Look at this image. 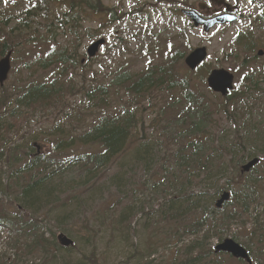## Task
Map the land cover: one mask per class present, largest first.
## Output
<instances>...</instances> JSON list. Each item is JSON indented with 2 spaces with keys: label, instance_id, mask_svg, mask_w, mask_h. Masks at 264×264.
Wrapping results in <instances>:
<instances>
[{
  "label": "rangeland",
  "instance_id": "rangeland-1",
  "mask_svg": "<svg viewBox=\"0 0 264 264\" xmlns=\"http://www.w3.org/2000/svg\"><path fill=\"white\" fill-rule=\"evenodd\" d=\"M203 1L100 0L109 13L79 9L77 13H71L76 22L68 23L65 13L70 0H3L0 4V41L6 38L7 45L13 46V53L11 70L0 88V95L13 97L25 83L34 80L50 83L57 78L58 82L65 83L66 79L75 86L84 85V88L108 84L111 77L124 71L140 74L153 65L158 67L172 57H178V53L184 55L190 49L204 46L207 57L198 71L186 73L183 58L176 60L173 69L179 77L189 78L191 91L204 100L200 104L210 115L206 128L213 134L212 146L220 142H235L237 135L243 132V122L250 118L259 120L249 110L256 100L262 101L264 119V53L261 56L257 54L264 51V30L248 33L236 56L235 35L247 30L244 26L248 19L204 33L175 10L178 5L197 6ZM263 3L264 0L252 5L250 0H242L240 10L250 15L259 10V5L262 9ZM60 19L62 22H58ZM71 25L76 26L73 28ZM7 32L10 33L5 36ZM99 37L106 39L104 46L93 58L82 61L86 57V47ZM248 41H255L251 51H246ZM72 51L77 52V63H54L59 54L66 55ZM243 60L247 63L242 64ZM213 68H224L234 74L235 92L229 99H223L208 89L206 76ZM252 70L256 72L262 93L245 94L241 100H236V93L239 95L244 91V82ZM109 94L114 108H119L122 102L134 105L121 89L109 87ZM135 102L140 112L137 135L146 132L150 137L163 139L161 124L174 119L185 98L177 90H153ZM9 103H0V128L3 126L0 131L2 136L4 133L2 141L5 143L4 150H0V154L4 153L0 158V182L2 178L5 181L0 187L4 201L1 214H5L6 220L13 225L14 220L21 223L28 218L25 211L17 212L23 184L19 182L16 185L11 173L22 168L34 155H48L54 163L52 169L47 170L46 180L55 183L67 200L63 208L54 210L48 220H42V223H50L40 227L37 233H44V238L51 240L48 229L55 231V239L62 231L73 245L68 247L71 252L65 249L56 251V257L52 253L45 255L40 247L39 252L28 255L22 243L18 239L12 241V236L7 234L0 238L1 261L6 264H13L14 260L18 264H63L64 261L65 264H172L186 258L187 246L196 239L191 233L192 223H197L199 212L205 210L210 202L214 204L224 190L232 196L218 210L223 215L229 211L237 212L238 217L226 219V225L213 229L212 239L207 245L213 247L220 242V237H232L250 248L252 261L264 260V255L259 253L261 247H258L259 234L264 235V226L252 231L260 221L255 219L256 215L264 209V157H261L256 171L248 172L256 181L244 175L232 179L202 178L189 184L191 188L186 194L178 196L181 187L188 183L185 177L189 172L197 173L192 170V165L170 167L166 187L154 188L147 168L129 165L134 158L132 151L135 145H129L124 153L100 171L84 163L74 166L66 163L70 156L93 153L98 147L74 144L72 148H56L55 143L103 116V112L93 109L91 104L89 109L85 108L82 97L75 90L64 102H55L48 110L13 109L15 105ZM164 104L166 106L161 108ZM183 130L179 128L175 132ZM180 133L166 141L162 159L173 150ZM33 143L39 146L38 150ZM27 144L33 149H29ZM253 144L254 140L248 139L241 146L250 150ZM248 159L245 158L240 166ZM117 161L123 166L119 167ZM56 163L57 167H54ZM51 170L56 173L51 175ZM200 176L207 177L208 173L200 170ZM242 190L245 194L253 195L254 192L257 195L256 201L245 212L241 206ZM197 193L203 194L198 198ZM64 212H68L69 217L71 215V227H54L57 223H64L65 220L60 218ZM55 215L56 221L53 220ZM205 216L207 218V212L202 217ZM34 219L37 220L34 217V222ZM261 223L264 224L263 221ZM13 244L17 245L13 248ZM19 247L23 254L17 257L15 252L18 253ZM207 247L202 251L207 253ZM219 254L218 259L223 264H247L228 253Z\"/></svg>",
  "mask_w": 264,
  "mask_h": 264
},
{
  "label": "trees",
  "instance_id": "trees-1",
  "mask_svg": "<svg viewBox=\"0 0 264 264\" xmlns=\"http://www.w3.org/2000/svg\"><path fill=\"white\" fill-rule=\"evenodd\" d=\"M68 5V11L65 13V16L68 15V23L76 22V19L72 17L71 13H77L79 9H89L90 11L102 14L109 13L108 8L102 7L100 0H70V4L68 3ZM103 8L104 10H102ZM58 22H62L61 19L58 20ZM259 22L260 26H263L264 18L260 17ZM71 26L75 27L76 25ZM9 33L7 32L5 36ZM19 33H22V31ZM246 38V33H240L235 36L234 42L237 44L235 51L238 52L235 54L236 56L239 55V51H241ZM254 42L255 41H248L246 44L248 47L246 51L252 50L250 48L254 46ZM9 49H13V46L7 45L6 38L0 41V55L4 54ZM76 53V51H72L66 55L63 53L59 54L54 61L73 65L77 63ZM177 56L178 57H172L168 62L158 67L153 65L140 74L124 71L121 74L111 77L108 84H96L97 86L90 85L88 88H84V85L79 87L75 86L66 79L65 83L58 82L57 78L50 83H43V81L36 80L29 81L25 83L22 89L13 97L0 95V103H2L1 105H5L7 101H10L9 105H15L13 109L15 107H24L28 110L35 108L48 110L55 102L60 100L64 102L66 97L75 90L77 94L79 93L82 97L84 106L87 109L90 108L89 105L91 104L93 109L96 108L101 113L103 112L101 118L91 121L86 128L55 143L56 148H72L74 144L82 146L98 145L103 148V152L101 153H90L71 158L68 163L69 166L84 163L100 171L112 158H116L124 153L129 145H135L132 151L134 158L129 165L147 168L149 170L150 182H153L154 188L156 186H159V189L166 187V184L169 182L168 169L170 167L185 164L192 165V170L197 171V173L194 174L192 171L189 172L188 176L185 177L188 183L181 187L178 196L186 194L191 188L189 184H193L198 179L202 178L217 177L218 179H232L239 178L242 175L253 178V174L241 173L240 164L243 163L244 159L247 157L249 159L254 158V156L264 157V119H262V101L256 100L252 107L249 108L252 115H257L259 118L258 121H253L250 118V120L243 122V132L237 135L235 142H220L213 147L211 144V141H213V134L206 128L210 119L209 112L206 107L200 104V101L204 100L200 98L199 95H193L189 78L179 77L177 72L174 71V63L176 60H181L184 55L178 53ZM245 63H247V61L243 60L242 64ZM185 71L188 73L187 70ZM256 77V72L254 70L250 71V76H248L244 82V91L239 95L238 92L236 93L237 95L234 97L236 100H241V96L245 94L257 95L262 93L261 86L259 82L256 81ZM109 87L121 89L126 93L127 100L133 101L134 105H128L126 102H122L119 108H114L109 94ZM153 90H164L167 92L177 90L182 92L185 98L184 104L181 106V109L177 112L174 119L165 122L164 125L161 124L160 131L164 133L162 136L163 139L150 137L146 132L137 135V132H139L138 124L140 112L136 109L137 105L135 100L141 99L144 93ZM234 92L235 88L230 91L227 96L223 97V99H229ZM80 102L79 100L78 103ZM165 106L166 104L161 108ZM2 128L3 126L0 130ZM179 128H184V130L181 131V133L180 131L175 132V130ZM179 133V138L174 142L175 147L173 150L166 153L167 157H165V159H162L164 157L163 153L166 141L169 142L170 139H173V136ZM249 133L251 135H249ZM3 138L4 133L2 136V132L0 131V150H4L5 143L2 141ZM248 139L254 140L253 147L250 150H246L241 146L242 143L246 142ZM26 146L29 149H33V146L30 144ZM26 153L29 154V151ZM2 156H4V153L0 154V158ZM117 162L119 167L123 166L120 161ZM17 163L19 164V162ZM53 163L54 159L48 155H34L30 161L24 163L22 168L12 171L11 175L14 174L12 177L16 179L14 183L16 185L19 182L23 184L20 198L18 199L17 207L19 210H17V212L20 214L25 211L28 218H25L21 223L14 220V225L8 222L6 220V215L4 214L2 216L1 214L2 203L4 201L2 199V191H0V229L7 231L9 235L12 236V241L18 239V241L22 243V247L29 252H39L40 247L45 255L52 253L53 257H56V251L65 249L71 252L72 249L61 247L57 243L54 237L55 231L53 229L49 231L52 235L49 239L52 241L48 240V238H44V233H37L40 227H44V225L47 226V223H50L49 221L42 223V220H48L54 210L64 207L67 200L66 195L58 190L55 183H50L46 180L47 170L49 168L52 169ZM258 164L252 168L253 171H256L255 168ZM54 167H57V163ZM200 170L206 171L208 176H200ZM31 171H35V173ZM55 173L54 170H51V175ZM253 180L256 181L254 178ZM1 182H5L4 178L1 179ZM3 187L5 188V185ZM242 193L243 197H241V199L243 203H241V206H244L242 210L245 212L248 211L251 204L256 201L257 195H255L254 192L253 195L245 194L244 190H242ZM55 194L56 196H54ZM202 194L203 193H197L196 197L199 198ZM230 194L232 196V193ZM49 197H51V200H48ZM204 212H207V218L206 216L202 217L204 216ZM7 213L10 212L7 211ZM216 215L219 216L216 217ZM174 216L182 218L181 215ZM34 217L37 219H34L35 222L33 221ZM236 217H238L237 212L229 211L226 215H223L214 207V204L210 202L205 210L199 212L197 223H192L193 230L191 233L197 236L196 239L187 246L186 258L180 259L178 262L174 261L172 264H223L222 260L218 259L220 254L214 253L212 245L208 246L207 244L212 239L213 229L218 230L222 228L224 223L225 225L227 224L225 222L226 219L233 220ZM55 218L56 215L53 217V220L56 221ZM60 218L65 220L64 223H57L54 227H71V215L69 217L68 212H64ZM221 218H223V221ZM255 219L260 221L253 226L252 231L264 226V224L261 223L262 221L264 222V209L258 212ZM65 231L67 230L65 229ZM259 237L260 245L258 247H261L259 253L264 255V235L259 234ZM221 238L222 237H220V239ZM13 245L16 246L17 244ZM206 247L207 253L202 251V249ZM247 250L251 256L250 248H247ZM252 262L253 264H264V260H253ZM1 264L6 263L2 261ZM63 264H65V261Z\"/></svg>",
  "mask_w": 264,
  "mask_h": 264
},
{
  "label": "water",
  "instance_id": "water-1",
  "mask_svg": "<svg viewBox=\"0 0 264 264\" xmlns=\"http://www.w3.org/2000/svg\"><path fill=\"white\" fill-rule=\"evenodd\" d=\"M182 13L188 16L191 19L194 27L202 26L205 32H208L215 25L224 24L226 22H233L236 19V16H232L230 14H219L212 18H204L200 14H198L195 10H182ZM104 43V39H98L92 42L87 47V54L89 57H92L98 51L100 45ZM11 51H8L1 59H0V86L4 84L8 73L10 71V57ZM207 50L204 46L196 47L191 50L186 57L184 58V62L186 66L194 70L197 66H199L204 59L206 58ZM258 55H262V51H258ZM233 79L234 76L228 70L224 68L213 69L209 72L206 82L208 87L220 93L221 95H226L229 90L233 87ZM258 158H253L251 161L243 165L242 171H248L252 168L257 162ZM229 199L228 193H223L220 198L216 202V207L220 208L222 204ZM59 241L63 245H70L72 241L67 239L63 235H58ZM216 251H224L230 253L232 256L236 258H241L250 262V258L246 252V249L235 242L232 239H225L222 243L218 244L215 247Z\"/></svg>",
  "mask_w": 264,
  "mask_h": 264
},
{
  "label": "flooded vegetation",
  "instance_id": "flooded-vegetation-1",
  "mask_svg": "<svg viewBox=\"0 0 264 264\" xmlns=\"http://www.w3.org/2000/svg\"><path fill=\"white\" fill-rule=\"evenodd\" d=\"M226 1L228 3H231L232 5H237L236 9H232V13H234L238 16V21H239V19H243L244 15H243L242 11L240 10V5H241L242 0H226ZM217 2H218V0H216L212 3H208V4H206L204 2H200V3H198L197 8L202 7V10H200V11L204 12L206 14V16H213V15H216V14H219V13H222L225 11L224 6L218 5ZM257 2H258V0H250V3L252 5L256 4ZM193 5H195V4H193ZM256 15H257V11L250 14V16H252V17H254ZM255 18H256L255 23H258L260 17L256 16ZM250 30H258L259 31V30H263V29L254 25L253 27H250Z\"/></svg>",
  "mask_w": 264,
  "mask_h": 264
},
{
  "label": "bare ground",
  "instance_id": "bare-ground-1",
  "mask_svg": "<svg viewBox=\"0 0 264 264\" xmlns=\"http://www.w3.org/2000/svg\"><path fill=\"white\" fill-rule=\"evenodd\" d=\"M253 158H251V159H248L244 164H242L241 166H240V171H241V173H248L249 171H251L252 170V168L255 166V165H257L260 161H258L252 168H250L248 171H242V167H243V165H245L246 163H248L249 161H251ZM223 193H228V196H229V199L231 198V194H230V192L229 191H224ZM66 237V236H65ZM67 238V237H66ZM68 239V238H67ZM246 252H247V254H248V256L251 258V256H250V254H249V252H248V250L246 249Z\"/></svg>",
  "mask_w": 264,
  "mask_h": 264
}]
</instances>
